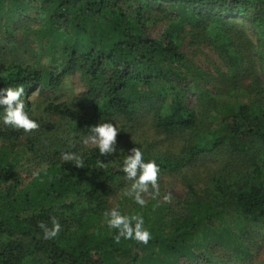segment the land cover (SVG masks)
I'll return each mask as SVG.
<instances>
[{
    "label": "trees",
    "instance_id": "obj_1",
    "mask_svg": "<svg viewBox=\"0 0 264 264\" xmlns=\"http://www.w3.org/2000/svg\"><path fill=\"white\" fill-rule=\"evenodd\" d=\"M25 12H35L39 26L24 30H35L46 51L59 55L52 63L10 59L0 71V89L23 85L27 97L39 85L60 88L78 74L81 107L65 101L46 106L67 116L77 131L119 120L118 139L126 140L150 120L161 134L186 133V142L180 152L165 153L145 140V162L167 171L208 155L216 161L227 156L229 169L220 167L212 186L204 182L198 190L190 182V197L176 207L151 197L141 207L126 195L131 184L122 170L133 146L120 152L116 145L111 156H100L95 144L70 147L66 152L81 155L83 168L55 150L38 175H24L18 165L38 155L37 137L5 125L0 107V264L144 262L148 248L145 264L181 257L216 264L209 254L218 248L249 260L252 226L264 225V0H0V49L13 48L19 36L30 41L10 29L17 18L28 19ZM155 14L173 18L157 38L147 32ZM239 16L254 26L256 41L244 23L240 27ZM179 27L214 41L227 69L216 74L191 61L174 32ZM5 60L0 54V65ZM203 82H214L213 90ZM121 189L116 208L143 216L152 237L146 246L123 238L117 243V230L107 225L104 213ZM52 217L61 231L48 240L38 225L51 227Z\"/></svg>",
    "mask_w": 264,
    "mask_h": 264
},
{
    "label": "rangeland",
    "instance_id": "obj_2",
    "mask_svg": "<svg viewBox=\"0 0 264 264\" xmlns=\"http://www.w3.org/2000/svg\"><path fill=\"white\" fill-rule=\"evenodd\" d=\"M24 17H28L25 21L19 23L17 18L10 24V29L14 33H20L25 35L30 41L25 42L22 36L15 42L13 48L0 49V54H4L6 58L0 65V71L9 62L10 59L16 61H34L37 59L42 63H52L59 54H52L46 51L45 45L39 43L37 39V32L35 30H24L25 27L35 29L39 26L38 19L35 16V12H25ZM29 15V16H28ZM34 18L37 20H34ZM173 18H159L157 14L153 15L147 25V32L152 37H160L167 29L171 27ZM240 27L244 23V28L248 35H250L254 41L257 40V33L253 25L244 17L239 16ZM178 39L181 43V49L186 53L187 57L195 64L199 65L205 70L218 73L219 70H226L227 65L225 60L221 57L219 50L216 47V43L211 42L207 37L198 36L197 34L182 29V27L174 29ZM13 34V33H12ZM4 34L0 31V36ZM215 35V30L213 32ZM14 36V35H10ZM202 85L213 90V83H205ZM84 88V84L80 75L67 76L62 87L54 88L48 85H39L31 94L27 97H22L25 104V112L30 118L36 120L39 124V129L33 131L36 135L37 146L40 147L38 155L30 154V156L24 159L19 165L18 170L22 174H30L37 171L39 168L46 165L50 160L51 154L55 150L62 151L63 153L68 151L70 147L77 148L79 150L90 147L94 144H89L85 147L82 144V139L91 135V133H82L76 130L73 123L67 116L60 113L50 112L46 110V106L50 101H65L71 106L81 107L79 99V92ZM220 94H223L222 92ZM195 94H191L190 98L195 99ZM241 99H245L241 97ZM110 123L117 125L118 129L122 126L119 120H113ZM150 141L153 145V151L155 152H180L181 147L186 142V133L175 134H161L156 130L152 124V121L146 120L143 124H138L128 136V139L117 141L118 150L124 152L127 147H138L140 150L144 146L143 141ZM219 160L216 161L215 156L208 155L203 158H199L191 165H185L176 170H161L159 168L158 184L160 188V196L157 198L159 201H164L163 197L167 194H171L172 202L169 203L176 207L178 203H181L185 199L190 197L191 188L193 186L196 189H200L206 182L207 187L212 186L213 177L220 167L229 169L225 160L227 156H218ZM128 185L132 182L128 181ZM192 182L193 185L189 183ZM215 182V181H214ZM205 185V186H206ZM204 186V187H205ZM150 191L152 189L150 188ZM123 189L118 191L110 198V203L113 208H116L117 201L124 194ZM145 198L151 196L145 195ZM168 203V202H167ZM255 230V236L247 241L250 246V259L247 261L237 260L232 257H228L224 250L218 248L217 250L210 252V256L216 264H264V225L262 223H255L253 226ZM211 248H209L210 250ZM151 248L143 250L146 254L144 262L131 260L125 261V264H145L149 262V253ZM173 264H207L206 261L199 260L194 261L185 257L178 258Z\"/></svg>",
    "mask_w": 264,
    "mask_h": 264
},
{
    "label": "clouds",
    "instance_id": "obj_3",
    "mask_svg": "<svg viewBox=\"0 0 264 264\" xmlns=\"http://www.w3.org/2000/svg\"><path fill=\"white\" fill-rule=\"evenodd\" d=\"M25 94L23 85L17 87H7L0 89V107L4 109L3 123L25 133H31L39 129L36 120L30 118L25 112V104L22 97ZM91 135L82 139V144L87 147L95 144L99 148L100 156H111L117 151V139L119 129L117 125L110 122L99 123L89 128ZM64 162H71L77 168L84 167V160L81 155L74 152H64L61 154ZM100 167H104L103 161H98ZM123 172L125 179L131 183V189L126 193L134 198L135 202L141 207L146 205L145 195L157 199L160 196L158 184L159 166L155 161L145 162L143 153L138 147L130 149L123 161ZM36 172L34 175H38ZM150 188L152 191H150ZM165 202L171 203V194L163 197ZM109 228L117 230L114 239L117 243L121 238L125 240H135L143 245H148L151 240V233L144 227L142 215H122L117 208L104 213ZM52 226L49 227L45 222H40L39 227L43 230L45 239H54L61 231V224L56 217L51 218ZM94 255V254H93Z\"/></svg>",
    "mask_w": 264,
    "mask_h": 264
}]
</instances>
